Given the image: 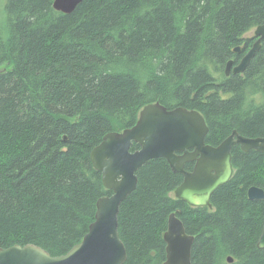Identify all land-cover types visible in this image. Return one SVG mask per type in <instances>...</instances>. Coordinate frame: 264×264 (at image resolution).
I'll list each match as a JSON object with an SVG mask.
<instances>
[{
    "label": "trees",
    "instance_id": "16d2710c",
    "mask_svg": "<svg viewBox=\"0 0 264 264\" xmlns=\"http://www.w3.org/2000/svg\"><path fill=\"white\" fill-rule=\"evenodd\" d=\"M3 12L0 248L59 256L79 243L111 194L90 152L134 126L147 104L200 112L208 145L233 130L264 136V38L243 73L223 72L264 25V0H82L69 14L53 0H4ZM231 154L233 173L207 206L174 196L182 175L163 158L136 171L117 216L123 264L164 263L171 213L194 236L191 264H264V199L247 196L251 186L264 191V153L236 145Z\"/></svg>",
    "mask_w": 264,
    "mask_h": 264
},
{
    "label": "water",
    "instance_id": "95a60500",
    "mask_svg": "<svg viewBox=\"0 0 264 264\" xmlns=\"http://www.w3.org/2000/svg\"><path fill=\"white\" fill-rule=\"evenodd\" d=\"M82 0H53L56 11L69 14ZM256 40L233 73H242L264 38V25L254 29ZM238 50V47L235 48ZM232 61L226 63L228 72ZM208 127L204 117L196 110L176 107L167 110L158 102L145 105L134 126L121 132L106 134L101 143L90 152V160L110 195L96 202L94 220L83 239L65 254L51 256L33 244L0 248V264H123L126 249L118 233V213L121 203L133 192L137 184L136 171L148 160L163 158L170 169L182 175V182L173 194L191 206H207L212 193L226 183L232 173L233 146L241 150L264 153V136L247 138L233 130L217 146L205 144ZM132 143L138 148L130 151ZM193 162L192 170L184 168ZM250 200L264 199V191L256 186L247 190ZM165 261L163 264H191L194 236L189 235L182 221L171 213L163 233ZM258 248H264V217ZM231 262V258H227Z\"/></svg>",
    "mask_w": 264,
    "mask_h": 264
},
{
    "label": "flooded vegetation",
    "instance_id": "af4514ba",
    "mask_svg": "<svg viewBox=\"0 0 264 264\" xmlns=\"http://www.w3.org/2000/svg\"><path fill=\"white\" fill-rule=\"evenodd\" d=\"M253 36H254V32H253ZM254 37H256V36H254ZM255 40H256V38H255ZM255 40H254V41H255ZM261 40H262V39H261ZM254 41H253L252 43L249 44V46H248L247 49H246V45H247V44L245 45V44L243 43L242 46H239V47H238V50H235V49L233 50L235 56H234L233 58L230 59V60H232V65H231V67L229 68L228 72H225L226 69L224 68V71H223V72H224V75H225V76H229L230 73H233V67H234V66H235V65L241 60V58L245 55V53L250 49V47L253 45ZM260 45H261V43H260ZM259 48H260V47H259ZM259 48H258V49H259ZM258 49H257V50H258ZM226 63H227V62H226ZM225 67H226V65H225ZM243 72H244V71H243ZM243 72H242V73H243ZM233 74H236V73H233ZM186 164H190V165H191V169H190V170H192V168H193V164H194V163H193V162H187V163H185V165H186ZM185 165H184V166H185Z\"/></svg>",
    "mask_w": 264,
    "mask_h": 264
},
{
    "label": "rangeland",
    "instance_id": "374dc122",
    "mask_svg": "<svg viewBox=\"0 0 264 264\" xmlns=\"http://www.w3.org/2000/svg\"><path fill=\"white\" fill-rule=\"evenodd\" d=\"M3 5L4 0H0V33L3 37L6 36V29H5V16L3 12ZM254 29L247 32L245 36H253Z\"/></svg>",
    "mask_w": 264,
    "mask_h": 264
},
{
    "label": "bare ground",
    "instance_id": "6f19581e",
    "mask_svg": "<svg viewBox=\"0 0 264 264\" xmlns=\"http://www.w3.org/2000/svg\"><path fill=\"white\" fill-rule=\"evenodd\" d=\"M229 61H232V60H229ZM228 62V61H227Z\"/></svg>",
    "mask_w": 264,
    "mask_h": 264
}]
</instances>
